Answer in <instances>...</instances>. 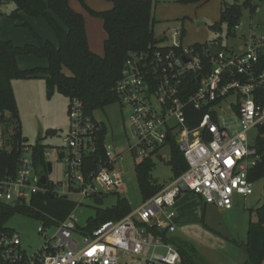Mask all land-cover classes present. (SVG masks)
<instances>
[{
    "label": "built area",
    "instance_id": "2783aa9c",
    "mask_svg": "<svg viewBox=\"0 0 264 264\" xmlns=\"http://www.w3.org/2000/svg\"><path fill=\"white\" fill-rule=\"evenodd\" d=\"M240 30L238 24L234 35L226 36L236 38ZM184 33L179 28L172 42L130 53L115 93L122 108L129 109V150L135 157L168 164L174 142L188 170L120 220L81 226L72 211L50 237L52 225H41L44 242L32 251L19 232L0 229V264H182L180 252L163 234L170 237L177 230L172 209L183 192L226 211L253 195L251 173L260 156L249 133L264 127V70L259 68L264 35H243V45L232 48L217 37L198 48L184 45ZM69 113L64 180L50 181L48 171L35 166L34 149L25 145L16 173L0 176V202L23 204L40 193L104 200L107 192L122 187L119 155H112L107 140L105 156L88 160L98 151L97 120L76 99Z\"/></svg>",
    "mask_w": 264,
    "mask_h": 264
},
{
    "label": "rangeland",
    "instance_id": "374dc122",
    "mask_svg": "<svg viewBox=\"0 0 264 264\" xmlns=\"http://www.w3.org/2000/svg\"><path fill=\"white\" fill-rule=\"evenodd\" d=\"M151 1L156 20L154 34L163 45L172 42V36L179 28L185 31L184 45L204 44L221 37L224 45L232 48L243 45V35L249 36L251 32L264 35V0H253L252 6L256 9L253 10L252 6H248L243 10L241 30L237 31L236 38L226 36V26L221 33L215 32L212 27L221 19L222 4H243L246 0H209L201 5H183L178 0ZM69 3L85 18L92 51L103 55L106 39L103 23L90 10L104 11L110 9L111 3L107 0H69ZM0 9L3 11L1 38L4 41H11L19 47L38 46L40 38L54 45L58 44L57 35L46 18L13 19L10 17L14 10L12 4L3 5ZM198 21L204 22V26H198ZM18 64L22 70L49 67L47 59L36 56H20ZM12 85L24 142L30 146L41 142L46 146L45 153L50 154L48 162L53 166V172L48 174L49 180L55 183L62 182L66 160H60L59 157L68 151L64 139L69 135L72 124L69 100L58 89H50L44 77L18 79L14 80ZM129 116V109L122 108L118 102L94 113L97 121L107 124V147L112 155H119L117 171L123 178V185L117 192L105 194L102 206L104 208L114 205L118 197L125 198L132 209L143 203L136 170L137 165L143 160L137 159L129 150L130 145H133L129 130ZM234 129L235 127L232 130ZM9 130L5 133L0 127V147L7 150L11 149V145L6 144V140L12 133V129ZM52 132L55 134L51 135ZM258 135L257 129L249 133L252 145L256 143ZM165 152H168V148ZM156 162L153 175L161 184L168 185L173 176L170 166L160 160ZM263 193V183L256 182L253 195L247 199L240 198L239 206H236V203L232 210L226 211L205 204V201L194 193L183 192L181 200L172 209L177 218L178 230L175 235L192 245L198 256L206 263L233 264L239 261L244 264L245 255L234 242L241 244L246 241L249 222L256 221L254 211L262 205ZM29 202L26 203L29 204ZM68 203L73 206L72 211H75L81 226L95 216L98 207L92 198H83L78 194L70 195ZM47 209L45 208L46 213L55 217L49 214ZM43 224L46 226L45 222L38 219L17 215L6 226L19 232L22 235L24 247L32 251L44 242V238L38 234V229ZM56 229V224H52L47 229L48 236H52Z\"/></svg>",
    "mask_w": 264,
    "mask_h": 264
},
{
    "label": "trees",
    "instance_id": "16d2710c",
    "mask_svg": "<svg viewBox=\"0 0 264 264\" xmlns=\"http://www.w3.org/2000/svg\"><path fill=\"white\" fill-rule=\"evenodd\" d=\"M112 7L104 11L90 12L102 20L106 34L104 54L93 52L89 45L84 16L75 11L69 0H0V7L7 4L14 6L10 17L22 20L44 17L54 29L58 45L39 39V45L19 47L11 41H4L0 36V127L11 136L6 144L7 150L0 147V176L14 175L19 166L21 148L28 145L22 137V126L19 118L13 81L44 77L50 89H58L70 102L78 100L82 103L84 112L95 119L94 113L104 110L118 102L115 87L122 77V71L130 53L155 49L161 46V41L154 34L155 17L151 0H107ZM183 5L204 4L209 0H178ZM253 0L243 4H222L221 19L212 29L223 32L227 27V36L234 35V28L240 24L243 10L252 6ZM257 7V6H256ZM252 9H256L252 6ZM3 11L0 9V32ZM203 44L195 46L201 48ZM20 56H36L49 62L47 68L22 70L18 64ZM260 70H264V54L260 56ZM5 113L7 116H5ZM199 116V114H196ZM96 120V119H95ZM98 122L100 134L97 153L88 158L90 162L105 156V144L108 127L104 122ZM256 148L260 160L251 173V179L262 182L264 186V127L260 128ZM50 133V132H49ZM55 133H51L54 135ZM30 146V145H29ZM34 149V164L42 173L48 171V160L44 157L46 146L41 142L31 146ZM157 157H150L137 165V179L143 200L150 199L159 193L166 185L161 184L153 175ZM172 180L179 178L188 170V164L177 145L172 142L169 163ZM53 214L55 217H51ZM131 206L125 198L118 197L110 207H97L94 217L87 220L90 227H97L106 221L122 219L131 211ZM73 206L68 198L58 197L52 193L35 195L27 204H10L0 202V229H10L7 223L17 215L38 219L46 225L59 224L72 212ZM253 212V211H252ZM251 212V213H252ZM256 221H250L244 243L234 242L249 264H263L264 260V193L262 205L254 211ZM165 238L173 243L182 256V264H207L199 256L196 249L174 237Z\"/></svg>",
    "mask_w": 264,
    "mask_h": 264
},
{
    "label": "water",
    "instance_id": "95a60500",
    "mask_svg": "<svg viewBox=\"0 0 264 264\" xmlns=\"http://www.w3.org/2000/svg\"><path fill=\"white\" fill-rule=\"evenodd\" d=\"M198 26H204V22L198 21L197 22ZM64 158V154L62 153L59 157L60 160H62ZM53 171V166L52 163H48V173L51 174ZM42 183L45 185L47 183V177L43 176L42 177ZM67 198V197H65ZM94 203L96 204V206L98 207H102L104 205V200L103 199H95ZM244 264H249V260H246Z\"/></svg>",
    "mask_w": 264,
    "mask_h": 264
},
{
    "label": "crops",
    "instance_id": "0c3cea01",
    "mask_svg": "<svg viewBox=\"0 0 264 264\" xmlns=\"http://www.w3.org/2000/svg\"><path fill=\"white\" fill-rule=\"evenodd\" d=\"M111 7H112V5H111ZM110 7V8H111ZM88 34V33H87ZM0 36H1V32H0ZM89 39V38H88ZM58 45V44H57ZM90 45V44H89ZM91 48V47H90ZM92 50V49H91ZM181 200V197L177 200V202H176V205L179 203V201ZM175 205V206H176ZM240 205V204H239ZM238 204H236V206H239ZM176 224H177V218H176ZM177 230H178V228H177ZM177 230H176V232H177ZM175 232V233H176ZM175 233L174 234H172V235H170V237H174V238H176V239H178V240H181V239H179L178 238V236H176L175 235ZM181 241H183V240H181ZM239 260V259H238ZM204 261V260H203ZM244 261V260H243ZM205 262V261H204ZM207 264H209V263H207ZM233 264H241V262H239V261H237V262H234Z\"/></svg>",
    "mask_w": 264,
    "mask_h": 264
}]
</instances>
